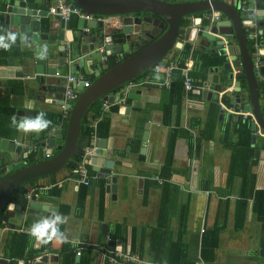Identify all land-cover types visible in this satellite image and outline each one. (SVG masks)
<instances>
[{"label": "crops", "instance_id": "0c3cea01", "mask_svg": "<svg viewBox=\"0 0 264 264\" xmlns=\"http://www.w3.org/2000/svg\"><path fill=\"white\" fill-rule=\"evenodd\" d=\"M26 1L31 3L35 0ZM166 1L180 3L177 0ZM216 1L227 2L235 7L238 13H243L230 0ZM255 1L260 5L259 0ZM247 2L252 1L247 0ZM13 3L14 0H0V15L3 18L0 22V36H6L8 33L16 35L15 43L7 50L0 48V102L5 101L0 106L2 131L0 138L21 146L22 151L18 156L26 153L28 157L22 159L25 165L29 166L32 164L28 163L30 155H34L37 161L46 160L61 151L62 145L56 144L53 140L56 139L55 135L64 136L67 131L70 115L67 103L71 101L66 100L65 85L68 78L74 76L76 79L89 81L91 87L101 73L122 62L146 43L149 44L154 35L160 36L165 32L167 23L152 13L135 14V19L137 18L135 23H141V29L145 32L143 39L136 40L132 50L123 51L122 54H106L99 63H91L90 67L94 74L88 73L83 76L72 73L71 65L77 62L76 59L79 57L74 58L69 51L65 52L67 56L65 64H59L60 56L54 57L49 64L55 66L57 71L50 76L47 72L48 76L44 78L48 81L47 86H54L56 89L40 93L38 91L40 84H37V81L41 75L36 63L35 46L22 43L19 32L15 31L13 26L8 30L5 28V12ZM50 3L52 0H43L41 4ZM48 11L47 14L33 17L41 20L44 33L48 32L49 21H56L55 15ZM260 11V14L264 15V8H260ZM218 12L221 14V20L235 16L223 11ZM206 13V10L191 13L186 18H181V23L184 19H189L190 26L193 21L196 25L205 26L203 19L206 20ZM99 16L110 15L94 14L93 19L102 21L98 19ZM114 16L121 24L120 28L112 29L102 21V28L90 30L94 34L98 32L112 38L117 34L122 36V40L118 42L100 43V46H104L100 51H105L107 45L112 44L115 48L116 45L124 44L126 41L122 31L124 18L121 15ZM197 17L203 19L195 21ZM82 19L73 15L69 20L70 29L64 27L55 30L56 33L61 34V45L70 46L72 32L81 30L78 26ZM244 29L247 36L246 25ZM82 31L86 30L82 29ZM177 41L188 40L185 34H182ZM230 44L232 54L241 59L242 52L236 32L230 35ZM249 45L253 44L249 43ZM81 46L82 43H79L78 49ZM209 53L213 54L210 48L195 45L191 52L185 51L183 46L180 48L174 46L167 54L168 61L176 60L182 66L189 60L193 61L187 75L194 80L196 86L188 96L183 90V105L180 113L177 114L175 107L173 108L169 126L163 122V112L170 101L167 91L170 89L171 93L173 92L171 84L174 83V74L170 79V86H167L164 72H155L151 67L146 74L141 73L122 84L119 89L112 90L113 103L99 98L104 104L100 116L89 117L87 122L92 133L85 142V146H93L94 152L85 155L76 167L66 165L49 176H40L32 179L33 181L25 182L27 206L11 202L12 196L21 187L10 197L9 202V205H21V211L25 212L21 222L13 219L16 211L12 208L8 209L9 206L1 211L0 264H19L20 261L24 264H34V260L45 255L48 256L47 264H71L70 256H73L72 264H110L107 255L116 251L124 253L130 251L137 254L142 261L154 263L153 255L150 253L152 239L158 237L159 245L168 246L165 244L167 235H164L165 238L161 237L163 234H157L155 228L158 224L162 193L159 182L162 179L159 175L162 177L160 171L169 159V142L171 171L168 179L178 187V190L171 194L173 199L170 205L172 214L170 234L175 241L179 235H182L188 260L196 263L201 257L206 264H264V219L262 218L264 215L258 216L264 210L261 208L262 205L264 206L262 204L264 194L260 195L261 191L264 192V134L254 131L257 128L264 132V128L251 127V147L254 149V157H247L246 148L240 145L243 130H240L239 117L231 115L220 107L217 92L213 93L210 99L203 97L202 91L213 84L212 80L216 75L223 88L231 85L230 83L224 85L228 80L223 66H215L207 70L201 67V57ZM163 63L161 61L157 64ZM99 66L102 67L101 70L98 69ZM217 67L219 68L216 69ZM61 80H65L64 92L60 89ZM238 80L242 82V90L247 98L246 102L240 103L244 106L250 100L249 95L246 94L248 82L246 77ZM80 87L82 88V85L77 89L81 94ZM259 92L264 93V84L259 87ZM237 95L236 91L227 92L223 99L234 103L237 102ZM60 98L63 100L61 104L57 103ZM261 108L263 110L264 104ZM41 111L46 114L50 123L39 133H24L11 124L13 116L19 121L25 117H34ZM10 112L12 114H9ZM91 122L95 124L94 127L89 126ZM171 129H177L178 133L172 140L169 139ZM203 129H206V135L209 137L199 143L196 154L194 138L201 136ZM59 130L61 133L58 132ZM93 137H95L94 142L91 141ZM99 140H105L102 156L96 152L99 148ZM50 141L53 144H50ZM11 155L10 151L0 149V179L15 172L13 169L15 161ZM234 155L236 158L233 159ZM103 157L111 165L109 167H112V174L108 177L100 175V171L97 170L104 167ZM83 160L88 171L90 181L88 185L81 182V176L75 171L82 165ZM112 176L117 178L116 193L107 191V186L113 183ZM34 194L39 202L49 206V209L52 207L51 212L46 211L49 216L27 213ZM242 206L246 210H244L242 226L239 227L237 214ZM7 210L8 215L5 214ZM55 215H60L64 219V223L58 226L62 233L60 238L53 237L44 242L29 235L35 221L52 218ZM180 215L184 216L186 223L182 233L178 232L177 227ZM9 219L20 224L19 228L10 227ZM202 229L205 231L202 232ZM103 231L107 232L103 233ZM216 231H218L217 238ZM23 235L29 237V243L23 246L25 251L21 256H25L23 259H26L9 258L10 252H14L16 245L15 243L10 245L9 242L16 238L19 243L24 240ZM202 237L206 244L204 255L200 254ZM133 240L136 241V250L132 248ZM19 244L21 246V243ZM79 247L82 248L81 255L76 253ZM29 252L36 255L28 259ZM164 254L166 251H163ZM76 257L79 260H76Z\"/></svg>", "mask_w": 264, "mask_h": 264}, {"label": "water", "instance_id": "95a60500", "mask_svg": "<svg viewBox=\"0 0 264 264\" xmlns=\"http://www.w3.org/2000/svg\"><path fill=\"white\" fill-rule=\"evenodd\" d=\"M43 0H35L34 2H27L26 0H14L13 5L8 6L4 16V22L6 24V30L11 26L15 31L19 32L20 40L24 44H33L35 47L36 63L39 67L37 84H40L38 91L40 93L47 90L56 89L54 86H47V79L44 78L47 72L50 75H54L57 68L49 61L54 57H59V64H65L67 62V56L65 52L69 51L71 56L79 57L77 62L71 65V72L81 75L88 73L94 74L90 65L93 62H100L102 56L106 54H122L123 51H129L134 48V42L136 40L143 39L145 32L141 29V23H135V14L138 13H152L162 18L167 23V29L157 38L151 39V42L138 51L125 58L122 62L117 63L109 70L101 73L93 82L91 87H82V93L77 100H71L67 103V107L70 109V115L68 120V126L66 134L63 136L55 135L56 144L62 145L61 151L56 156L46 159L38 160L29 166H26L23 157L27 158L26 153L23 156H18L22 151L21 146H17L15 142H9L0 138V149L8 150L11 152V157L15 161L13 169L14 173L0 179V212L7 206L8 209L12 208L16 211L14 220L21 222L25 217V212L21 211V205H9L10 197L23 185L25 182H29L40 176H49L61 169H63L70 159L75 155L78 149V139L81 128V119L86 110L99 98L104 101L114 102V94L112 90L119 89L122 84L133 78L139 76L145 70L155 66L158 62H168L167 54L175 46L176 48L184 47V50L191 52L192 48L196 45L202 48H210L211 53L226 58L223 65L225 70V76L228 81L224 83H230L231 85L223 88L219 84V77L216 75L213 78V84L210 87L205 88L202 91L203 97L211 98L213 93L219 91H228L229 87H233V90L238 92L237 102H246L247 98L242 90L241 81L238 78L246 77L248 82V90L246 94L249 95V102L245 103V111H253L256 115L258 124L264 128V108L261 110L262 104H264V93L259 92V87L264 84V41L261 42V46L258 51L254 47L255 39L249 38L245 34L244 25L252 23V20L246 19L247 15L251 13L253 4H248L247 11L242 14L237 12V9L232 5L227 4L224 1H214L213 8L217 11H223L229 15H235L230 19H222L211 26L203 17H197L195 21H201L205 26L196 25L191 23L182 25L181 18H186L189 14L203 10H210L207 1L199 2H180L173 3L166 0H73L74 3L89 14L99 15H121L124 18V25L122 31L125 35V43L118 44L115 48L113 45L105 46V51H100V43L112 42V36H104L100 33L90 31L97 28H102V21L90 19L80 20L79 29L81 33L72 32V39L70 46L61 45L60 35L55 32L59 28L67 27L70 29V22L64 21L59 16H55L56 21H49L48 32H42L41 20L33 18L47 14L49 5H42ZM250 2L252 0H249ZM38 4H41L40 6ZM256 8L260 9V5H256ZM39 9V11H38ZM259 28L258 33L261 37H264V15H258ZM3 20L0 15V22ZM59 22V25H57ZM193 24V25H192ZM57 25V26H56ZM88 28V31H82V29ZM149 30V29H148ZM236 32V36L240 42L242 57L238 59L237 55L232 54L231 49L227 52L226 48L222 46V41L217 38V33L233 34ZM154 34L157 32L153 31ZM185 34L187 42L177 41L180 35ZM250 40V42H249ZM43 42V43H42ZM79 43H82L80 49H78ZM253 44L252 46L249 45ZM212 47V48H211ZM50 66V67H49ZM217 67L216 69H218ZM102 69L101 66L98 67ZM94 78L93 76L91 77ZM61 91L64 92L63 85L65 80H61ZM207 84V83H206ZM171 90L174 83L171 84ZM58 89V88H57ZM216 89V90H215ZM200 91H198L199 93ZM57 103H63L60 98ZM255 123L251 124L252 129L255 128ZM58 132L61 133V130ZM105 140H99V148L96 150L100 156H102V149L105 146ZM50 144L53 142L50 141ZM104 167L98 168L100 175L108 177L112 174V167H109L107 160L104 159ZM106 161V162H105ZM112 184L107 186V191L116 193L117 178L112 176ZM38 192H36L37 194ZM36 194L31 197L29 214H38L41 216L49 214L47 210L49 206L39 202ZM47 213V214H46ZM8 215V210L5 213ZM12 219V220H13ZM9 226L19 228L20 224H17L9 219ZM107 231H103L106 233ZM48 256L45 255L40 259L34 260V264H47ZM76 260H79L76 257ZM19 264H24L20 261Z\"/></svg>", "mask_w": 264, "mask_h": 264}, {"label": "trees", "instance_id": "16d2710c", "mask_svg": "<svg viewBox=\"0 0 264 264\" xmlns=\"http://www.w3.org/2000/svg\"><path fill=\"white\" fill-rule=\"evenodd\" d=\"M259 3H260V8L263 9L264 8V0H259ZM206 23H207V21H206ZM182 24L188 25L189 19H184ZM121 40H122V36L120 34L113 36V41L118 42ZM258 40L260 42H262V41H264V37L259 36ZM200 60H201V67L203 69L207 70V69L215 67V66L222 67L226 61V58L209 53V54H204ZM148 71L149 70H147L143 73L146 74ZM173 76L175 77V79L173 80L174 81L173 92L171 93L170 89L167 91L169 94V97H170V101L167 104V106L164 108V112H163V115H164L163 116V122L168 126L170 125V121L172 120L173 108L175 107L176 113L179 114L180 113L179 111L183 105L184 74L181 70H176L174 72ZM223 101L226 104H231L225 100H223ZM4 102H0V106ZM234 103L240 104L238 102H234ZM102 104H104L102 99H98L84 113V115L82 117L81 130H80V135H79V139H78V149H77L75 155L67 163V166L76 167L82 161L83 155H84V148L86 147L85 142L92 133V129H90L88 127L87 121H88L90 116H93L94 118H96L97 116H100ZM4 106L6 107V105H4ZM4 106L1 107L2 111L4 109ZM240 106L242 108L244 107L242 104H240ZM9 114H12V113L10 112ZM239 122L241 124L240 130H243L240 145L246 148L247 157L253 158L254 157V149L251 147V136H252L251 135V119L248 118V119L244 120L241 117V118H239ZM9 129H12V127H9ZM176 131H177V129L176 130H172V129L170 130V138H169L170 140H172L173 137L178 134ZM202 132L203 133L201 134V136L198 135V137L195 136V138H194L196 141L195 142L196 147L194 150L196 154L198 153L199 143L202 140H204L205 138L209 137L208 135H206V129H203ZM0 135H2L1 129H0ZM170 145H171V143L169 142V159H168L167 163L164 164L162 171H160V174H162V177L159 175V177L163 180V182L160 185L161 190H162L161 202H160L159 213H158V224L155 228V231L157 234H159V233L163 234V236L161 235V237L165 238V236L167 235L166 236L167 238H165L167 240L165 242V244H168V246L164 247V246L159 245L157 243L158 237H156L155 240L152 239V243L150 246V253H152V255H153L152 259H153L154 263H157V264H195V261H192V260L190 261L187 258L185 243L182 240V235H179V237L175 241L171 237V234H170V229H171V223L170 222H171V218H172V214L170 213V205H172L171 203H172V199H173L171 194L178 190V187L175 184L171 183L168 179L169 172L171 171V158H170L171 146ZM234 158H236V155L233 156V159ZM35 161H37L35 156L30 155L29 159H28V163H34ZM35 187H38V185H35ZM57 191H55L56 194H57ZM26 194H27L26 184H24L12 196L11 202L12 203H20L24 207H26L28 204L27 200L25 199ZM262 194H264V192L261 191L260 195H262ZM260 203H261V200H260ZM262 204H264V202ZM261 208H264V206L262 205ZM244 210H246V209L244 206H242L240 209V212L237 214V216H239V218H237V221H240L239 225H238L239 227H240V225L242 226V223L244 221V215H245ZM262 212L259 213L258 216L262 217L261 215H264V210ZM183 217L184 216L180 215V219L177 223V227L179 228L178 232H181V233L184 232L185 226H186V223L184 222ZM262 218L264 219V216ZM1 219H2V213L0 212V226H2ZM204 231H205V229H204ZM217 234H218V231L215 232L216 238H217ZM23 238H24V240L19 242V243H21V246L18 243V239H16V238L15 239L12 238L13 240L9 242L10 245H12L13 243L16 244L14 246V248H15L14 252H12V251H11L12 253L10 252L9 258H14L16 260H19V259L25 260L26 259V258L23 259L25 256L24 257H21V256L24 254L23 252L25 251V247H23V246L28 245V243H29V237L26 235H23ZM203 240H204V237H202V242L200 244V254L201 255L202 254L204 255V253L206 251V244L204 243L205 240L204 241ZM164 241L165 240H163V242ZM136 247H137L136 241L133 240V242H132L133 250H136ZM163 251H166V254L163 255ZM35 255H36L35 253L28 254V256H29L28 259L33 258ZM70 260H71V264H72L73 256H70ZM164 262H166V263H164Z\"/></svg>", "mask_w": 264, "mask_h": 264}, {"label": "built area", "instance_id": "2783aa9c", "mask_svg": "<svg viewBox=\"0 0 264 264\" xmlns=\"http://www.w3.org/2000/svg\"><path fill=\"white\" fill-rule=\"evenodd\" d=\"M180 2H199V1H207L209 6L211 7L210 10L207 11L206 15H205V19L206 21L211 25H215L216 22L221 20V14L220 12H218L217 10H215L213 8V2L216 0H177ZM227 1V0H225ZM229 1V0H228ZM232 2V4L234 6H236L239 11L241 12H245L248 9V2L247 0H230ZM253 4V9H251V13L249 15H247L246 19L248 20H252V23H248L246 24V28H247V37L249 38H254L256 41L254 43V47L257 49H259V47L261 46V42L258 40L259 38V33H258V28H259V20H258V15L260 14V9L256 8V1L252 0L251 2ZM50 14L55 15V16H59L61 19H63L64 21H69L71 19V17L73 15H77L85 20H90L93 19L94 15L93 14H89L84 12L79 6H77L72 0H52V3H50V7H49V11ZM99 20H102L105 24H107V26H110L112 29H116V28H120L121 24L118 20V18L114 15H110V16H99L98 17ZM252 28L253 30L249 29ZM86 31H88V28H85ZM217 38H219L222 41V46H224L227 51L229 49V41L226 39V36H224L222 33H217L216 34ZM102 50L104 49V46H102ZM193 65V61L189 60V62H186L183 66L182 64H180L179 62H177L176 60H171L168 61L167 63H163V64H156L153 67V70L155 72H164L165 76H166V85L170 86V79L172 77V75L174 74V72L176 70H181L184 73V80H183V88H184V92L185 94L188 96L190 92L194 91V89L196 88L195 86V82L194 80L187 75L189 68ZM79 85H82V87H89L90 86V82L89 81H84V80H80V79H76L74 76H70L68 78V81L66 82V100H76L79 96H80V92L78 91L79 89H77L79 87ZM81 88V87H80ZM233 87H229L228 91H219L218 92V101L220 104V107L229 112L231 115H236L239 118H243L251 119L252 123H255L256 127L260 126L257 122L256 119V115L252 112V111H245L244 108H242L240 106V104H235V103H231V104H226L223 100L225 94L227 92H233ZM107 106V105H106ZM107 108H109L107 106ZM90 127H94L95 124L94 123H89ZM262 128V127H260ZM255 133H260V134H264L262 129H254ZM193 135H195V133L193 132ZM92 142L95 141V137H93L91 139ZM36 149V148H35ZM37 150V149H36ZM35 150V151H36ZM33 151V150H31ZM94 152V148L93 146H86L84 148V155H83V159L85 155H90ZM75 171L77 173H79V175L81 176V182L88 185L90 183L89 181V176H88V171L87 168L84 165V160L82 162V165L80 167H78L77 169H75ZM160 183H162V180H159ZM30 197V196H29ZM202 232H204V229H202ZM82 248L79 247L76 251L77 255H81L82 253ZM108 261L110 264H157V263H146L144 261H142L140 259V257L132 252H128V253H124L122 251H116L113 252L110 255H107ZM195 264H206L204 262V260L199 257V259L197 260V262Z\"/></svg>", "mask_w": 264, "mask_h": 264}, {"label": "clouds", "instance_id": "9594fccd", "mask_svg": "<svg viewBox=\"0 0 264 264\" xmlns=\"http://www.w3.org/2000/svg\"><path fill=\"white\" fill-rule=\"evenodd\" d=\"M16 41L14 33H8L6 36H0V48L7 50ZM50 121L46 118V114L41 111L34 117H25L17 121L16 117L11 118V124L16 127L18 131L24 133L33 132L39 133L46 129ZM64 223V219L60 215H55L52 218H44L35 221L29 231V235L38 240L47 242L53 237L60 238L62 233L59 231V225Z\"/></svg>", "mask_w": 264, "mask_h": 264}, {"label": "flooded vegetation", "instance_id": "af4514ba", "mask_svg": "<svg viewBox=\"0 0 264 264\" xmlns=\"http://www.w3.org/2000/svg\"><path fill=\"white\" fill-rule=\"evenodd\" d=\"M138 14H144V13H138ZM222 34H223L224 36H226V39L229 41V49H228V51H227V52H229V50H230L231 47H232L231 44H230V35H231V34H224V33H222ZM158 35H159V34H158ZM158 35H157V36H158ZM157 36H156V37H157ZM156 37H155V38H156ZM146 45H147V44H146ZM226 50H227V49H226ZM252 112H253V111H252Z\"/></svg>", "mask_w": 264, "mask_h": 264}, {"label": "rangeland", "instance_id": "374dc122", "mask_svg": "<svg viewBox=\"0 0 264 264\" xmlns=\"http://www.w3.org/2000/svg\"><path fill=\"white\" fill-rule=\"evenodd\" d=\"M249 29L253 30L252 28H249Z\"/></svg>", "mask_w": 264, "mask_h": 264}, {"label": "bare ground", "instance_id": "6f19581e", "mask_svg": "<svg viewBox=\"0 0 264 264\" xmlns=\"http://www.w3.org/2000/svg\"><path fill=\"white\" fill-rule=\"evenodd\" d=\"M153 68V67H152Z\"/></svg>", "mask_w": 264, "mask_h": 264}]
</instances>
